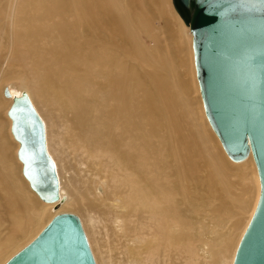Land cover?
Here are the masks:
<instances>
[{
  "label": "bare ground",
  "instance_id": "bare-ground-1",
  "mask_svg": "<svg viewBox=\"0 0 264 264\" xmlns=\"http://www.w3.org/2000/svg\"><path fill=\"white\" fill-rule=\"evenodd\" d=\"M179 16L168 0H0V91L16 81L12 85L53 122L49 151L46 133L45 142L58 178L57 212L69 209L73 185L80 211L106 214L117 226L131 222L123 232L138 264L143 253L167 252L171 260L185 251V237L215 241L224 252L220 264H232L258 200L259 178L251 154L230 163L208 129L192 35L190 53ZM4 113L0 264L49 222L57 204L42 203L21 175L19 143ZM206 245L192 247L198 264L215 253Z\"/></svg>",
  "mask_w": 264,
  "mask_h": 264
},
{
  "label": "water",
  "instance_id": "water-1",
  "mask_svg": "<svg viewBox=\"0 0 264 264\" xmlns=\"http://www.w3.org/2000/svg\"><path fill=\"white\" fill-rule=\"evenodd\" d=\"M189 25L195 74L205 117L232 161L251 154L259 196L232 264H264V0H172ZM7 110L18 141L17 159L30 188L44 202L59 199L46 149L44 124L22 92ZM4 264H96L79 218L54 215Z\"/></svg>",
  "mask_w": 264,
  "mask_h": 264
},
{
  "label": "rangeland",
  "instance_id": "rangeland-1",
  "mask_svg": "<svg viewBox=\"0 0 264 264\" xmlns=\"http://www.w3.org/2000/svg\"><path fill=\"white\" fill-rule=\"evenodd\" d=\"M168 7L171 8L173 10V12L178 14L177 11L175 10L173 4H172V0H168ZM156 24H158V21H156ZM184 26L186 27L184 30L185 38L187 39V41L189 43V48H190L189 51L191 53L192 52L191 51V34L189 32L190 29H189V26H187L186 24ZM4 36H5V31H4V28L2 25L0 27V39H3ZM143 41L145 42V44L147 46H151L153 44V42L151 40H149L145 37L143 38ZM191 59H192V65H193V55H191ZM193 67H194V65H193ZM194 77H195V83L197 85V78L195 76V70H194ZM12 84L16 85L18 83H16V81H14L13 83L10 82V83L4 85V88H8L12 96L19 95L21 92H24L23 90L16 88ZM1 97H3L5 99V102L7 103L3 107L0 106V114L2 111H5L4 117H3V123L5 124L6 118L9 119V117L7 116V110L12 103V97L7 98L3 95V91H0V98ZM198 98H199L200 105H201V107H200L201 111H203V107H202L201 99L199 97V93H198ZM33 106L35 107L37 113L40 115V118L43 121V124L45 126L47 148L49 151V147H48L49 141L48 140H49V137H51V140H52V136L54 135L53 122H50L47 119H44L41 115L39 108L36 107L35 105H33ZM203 114H204V112H203ZM204 117H205V114H204ZM205 119H206V117H205ZM206 121H207V119H206ZM207 123H208V121H207ZM208 129L212 133H214L211 126L209 125V123H208ZM5 130H7L6 125H5ZM9 132H10V125H9ZM10 134H11V132H10ZM214 135H215V133H214ZM60 146H62V147L68 146L66 149L69 153H71L73 151V148L70 145H61L60 144ZM16 153H17V151H16ZM50 155H51V153H50ZM67 155H68L67 156L68 158L70 157L72 159V155H69L68 153H67ZM51 157H52V155H51ZM225 157L227 158V160L230 163L236 164V163L242 162V161H232L229 157H227V155ZM70 158L67 160L70 161L71 160ZM69 161L67 162V166L70 163ZM72 162L73 161H71V163ZM56 170L58 171L57 165H56ZM72 170L74 171V169H71V171ZM63 199H66V197L64 196ZM68 200H69L70 207H69V209L64 210L63 212L72 213L79 218V220L81 222V226H82L83 231L85 233V236L87 238L91 253L93 255V258H94L96 264H138L135 261H133V256L129 254V252L126 248V239H132V238L131 237H125L124 232H123L124 226H126V227L131 226L130 221H125L123 225L117 226L116 224L107 220L108 216L106 214L98 213V212L95 214H93V213L87 214V213L80 211L78 209V204L80 203V192L73 185H71V187H70V195H69ZM41 202L44 203L42 200H41ZM54 203H57V204L52 208V212L50 211V213H52V214L49 213L50 216H48V221L54 215H56V213L57 214L61 213V211L60 212L56 211L59 208V206L61 205V202H59V200H58ZM1 219H3V218L1 217ZM232 219L233 218H230L228 220L231 222ZM46 223H47V220L43 224H41V226L39 225V227H37L34 230V232L31 234V236L28 239H26V240L22 241L20 244H18V246L15 248V250L13 252H11L10 255L7 257V260L13 254L18 252L21 248H23L26 244H28L33 239V237H35V235H37V233L40 231V229H42L46 225ZM5 225H7L6 222L4 223V226H2V227L4 228ZM222 230L225 231L226 228H223ZM183 243L186 247L185 251H183L180 254H173L172 253L171 254L172 255L171 260L169 259L170 257H168L169 255L167 252L165 254L153 256V257L150 256L148 253H143L141 255L140 260L142 261V264H198L197 262L194 261L195 256L193 255L192 247H193V245H196L198 248V246H200L201 244H207L206 246H208L209 249L213 248L215 253L212 256L209 255V257L207 259L201 258V260L203 262H206V264H220V258L222 257L224 252L223 253L221 252L223 249L221 248L220 245H218V246L215 245V243H216L215 241H205V240H201V239L194 238V237H185V240ZM188 245H190V247H187ZM234 247H235V244H233L232 250L234 249Z\"/></svg>",
  "mask_w": 264,
  "mask_h": 264
}]
</instances>
